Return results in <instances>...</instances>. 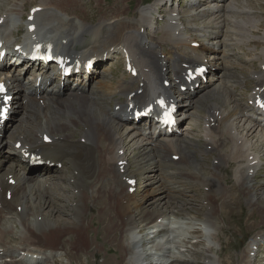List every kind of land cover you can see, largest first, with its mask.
I'll use <instances>...</instances> for the list:
<instances>
[{"label":"bare ground","instance_id":"obj_1","mask_svg":"<svg viewBox=\"0 0 264 264\" xmlns=\"http://www.w3.org/2000/svg\"><path fill=\"white\" fill-rule=\"evenodd\" d=\"M14 1L9 3V0H0V21H3L0 26V39L4 41L5 46H10L22 29L27 31L29 25L35 24L37 26L35 34L38 38L50 39L52 43L57 44L58 52L69 49L67 55L74 59L87 60L105 54L112 58L119 47L125 46L138 63L140 74L137 78L130 74L122 75L117 82L113 81L116 83H112L104 78L103 73L92 88L88 87L91 89L89 91L84 87L83 91L86 92L82 93V88L76 85L66 90L68 91L66 100L61 98L60 88L56 87V93L47 90V81L44 77L39 86L40 94H44L41 95L43 100L41 102L29 95L38 91L37 76L30 78V81H34L29 86L31 91L27 93L28 85L20 82V74L23 72L21 67H18V74L14 75L11 71L15 69L9 70L11 73L9 76H4V70L0 69V85L3 84L15 95L14 118L23 111L22 117L16 119L21 122V128H15L8 134V139L13 140V145H10L9 141L5 142L8 133L7 124L5 125L4 133H7L5 138L0 140V170L8 159L13 158L27 175L26 178L17 176L19 170L14 165L2 174L0 171V264H57L60 257L67 259L68 264H73L74 258L69 255L73 250L86 246L93 247V244L97 243L106 253L113 249L109 247L110 245L116 243L119 245L117 248L119 255H115L116 264H154L153 262L159 264L158 259L164 260L161 264L184 263L186 261L184 256L187 254L183 253V249L185 250L186 245L191 242V235L197 234L202 226L205 228L209 226L214 228L215 232L207 231L208 236L211 240L215 237L220 244L222 238L220 233L225 230L223 225L218 226L217 222H220L221 218V222H224V218L230 212L238 211L241 214L239 208L242 201L250 210V218L259 215L260 221L259 231L252 235L248 247L241 251L237 264H256L258 256L254 247L259 245L260 248L264 244V177L262 178L264 130L245 117L247 106L238 103L234 89L226 85V82L232 79L225 76V81L216 85L219 77L213 78L215 84L213 90L199 96L200 101L206 96L211 97V94L219 99L215 100L219 103L207 108L203 126V137L206 138V142L203 140V144H198L199 148H194L188 143L177 147L172 139L156 137V132L152 131L149 124H144L146 128L143 129L134 121L130 123L124 121L127 113L126 101L132 94L133 101L145 106L151 102V93L156 89H163L164 81H170L160 66L164 61L169 63L171 60L168 53L164 52L166 46L184 52L192 48L194 43H199L195 54H198V62L206 66L210 74L217 73L218 70L231 69V63L228 61L229 51L226 50L231 38L233 37L237 45L249 43L250 39L256 36L254 32L260 28L262 18H256V14L254 17V9L247 6L251 0H229L231 2L225 5L223 4L228 2L227 0H218L219 5L213 0V3L206 6L202 5V2L207 0H197L198 3L189 4L190 18L187 19H183L180 9L173 7L174 0H150L145 5L140 3L132 13L129 12V8H120L122 15L103 17L96 24H87L83 19L77 22L66 16L67 14L61 12L64 9L63 0H41L39 5L32 7L31 10L36 8L43 10L35 14L34 22L27 23L31 10L26 13L24 7L32 0ZM122 1L127 6L131 2ZM114 13L120 14L117 11ZM17 17L19 22L16 21ZM20 22L25 27H21ZM42 33L50 36L42 37ZM23 34L20 45L31 38L27 32ZM237 35L243 38L237 39ZM62 41H67L66 47L60 45ZM261 42L263 47L253 58L260 67L264 65V35ZM146 46L148 50L145 49ZM207 53L211 56L207 57ZM159 55L165 56V60L159 59ZM183 58L193 60L191 57ZM5 66L7 67V64ZM37 68L41 72L48 71ZM31 69L32 65L28 66L26 71ZM247 72V81H254L255 86H264V74L256 72L255 69H249ZM225 75L232 76V72ZM95 78L94 75L90 82L92 83ZM142 83L144 86L141 88ZM42 85H45V88ZM139 90L142 92L139 93ZM168 91L175 95L176 84H172ZM262 96L264 97V92ZM193 98L195 97L187 93L186 98L177 100L180 101L178 116L181 119L194 118L195 113L191 110L199 104V100ZM117 106L120 108L115 111ZM192 130L193 127L188 126L182 129L181 133L185 134L187 131L188 136ZM133 131L135 132L129 137ZM47 139L50 143L46 142ZM133 141L134 157L130 160L127 146ZM17 144L21 145L19 149L16 147ZM156 144L159 148L157 154L155 153L153 157L150 155L144 157L143 155L151 150L148 145ZM6 146H9V149H6ZM198 149L201 150V160L197 156ZM23 150L24 155L30 152L44 154L52 162L62 163L61 169L67 167L65 163L68 161L73 174L68 173L70 175L68 177L63 174L56 179L47 175L45 179L52 184L49 187L47 180H37L32 176V171L38 168L25 162ZM175 151L181 152V160H173L174 156L180 157L176 155L179 152ZM168 152H175L172 153V158L167 156ZM138 155L141 157L140 162L136 158ZM211 156H216L214 158L217 163H214L212 172L207 173L205 166ZM194 164L197 167H193ZM231 165H234L232 172L225 171ZM166 167L173 170L164 174L168 176L167 184L164 183L161 190L153 191L155 195L158 193L163 195L153 200H149V195L140 201L134 200L129 192L130 188H133L130 185L131 180H135L137 184L133 169L141 173L154 168L161 173ZM66 181L73 185L72 193L64 184ZM13 182L15 184L11 186ZM185 186L190 190L203 191L204 204L201 206L204 208L206 206L208 211L205 214L206 220L201 223L200 228L198 227L200 224L197 223L198 216L193 212L194 207H190V212H186L192 214V217L187 214L184 220L182 218L185 221L182 224L185 223V231L190 236L179 234L173 224L174 219L171 220L172 216H168V214L175 216L173 209H179L176 211L177 215L184 211L178 204L176 206L177 202H169L168 198L183 199L185 194L178 191ZM74 189H78V193L74 192ZM64 192L68 195L65 196ZM8 196H11L10 200ZM63 196L73 204L74 201H78L76 210H69L68 205L59 204L62 203L60 199L64 198ZM189 200L196 202L194 197ZM131 201L133 203H130ZM153 206H162L164 209L142 214V226L138 227L137 216L140 209L147 207L149 211ZM66 216H70L69 219L65 218ZM13 219H18L19 226L22 227L19 234L16 233L18 226ZM4 220L6 221L3 222ZM121 233H124L123 238L120 236ZM161 235H164V242L149 243ZM173 235L181 238L182 242L175 240ZM152 243L153 246L149 251L146 250V253L139 252V249L136 255L135 252L131 257H123L125 251L132 249L131 244L141 245L145 249ZM200 243L202 241H198V244ZM101 251L97 248L91 253V258H96ZM263 251L264 248L261 253ZM186 252L197 255L188 248ZM217 255L222 259L220 264H225L223 261L225 255L220 252Z\"/></svg>","mask_w":264,"mask_h":264},{"label":"rangeland","instance_id":"obj_2","mask_svg":"<svg viewBox=\"0 0 264 264\" xmlns=\"http://www.w3.org/2000/svg\"><path fill=\"white\" fill-rule=\"evenodd\" d=\"M40 1L41 0L29 1L28 3L25 4L24 11L27 13L32 7L39 5ZM148 1L149 0H131L130 5L127 6V5L124 4V2L122 0H63L62 3L64 4V9L61 12L64 13L65 15L67 14L66 16L72 17L77 22H79L78 21L79 19H83L85 21V23H87V24H92V23L96 24L103 17L113 16V15H117V16L122 15L123 13L121 14V12H120L121 9L120 8H123V9H128L129 8L128 9L129 12L132 13L133 10L135 9V7H137L140 3H143V5H145V4L148 3ZM176 1L180 5H182V4L186 5L187 4L185 0H176ZM214 1L216 2V4H218V5L220 4V3H218L219 2L218 0H214ZM14 2H15L14 0H9V3H14ZM230 2L231 1H228V2L224 3L223 5H225L227 3H230ZM250 2H252V3H250ZM248 3L249 4H247V6L249 8H251L252 10L254 9L253 10V16L255 17V14H256V18H262L263 19V20L261 19L260 28L256 32H254L255 33L254 35H256V36L251 38L250 39L251 41L249 43L245 42V43L239 44V45L236 44L237 42L232 37L231 38L232 40L229 41V43H228L230 45H228L226 47L227 49L225 48L226 50L229 51L228 61H230V63H231V69L218 70L217 73L211 74V75L215 76L214 79H217L219 77L217 79V81L215 82L216 85H219L221 81L223 83L225 81V78H226L225 76H227L228 79H232L230 81H227L226 85L229 86V88L234 89V95H235V97L237 99V102L242 104V105H247V104H243V102L241 100V97L246 96L248 98L249 94H250V91L254 88V87L252 89L250 88L251 90L249 89L250 90V91H248L249 93H246L247 92V88L243 87L242 85L244 83V86H246L245 84L247 82H249V81H247L248 80V72L247 71L249 69L258 68L259 63L257 61H254L253 58H254L255 54H257V53L259 54L260 53L261 48L263 47V44H262L263 42H261V37L264 35V33H263V31H264V0H251V1H248ZM180 5H179V8L177 10L180 9V11H182L181 14H182L183 19L190 18L189 17L190 16L189 5H188V8L187 7L182 8V7H180ZM202 5H206V4L204 2H202ZM3 6L5 7L6 5L3 4ZM187 10H188V14H186ZM114 11H117L120 14H115ZM121 17L122 18H124V17L128 18L129 16H121ZM17 19H18V17H17ZM16 21L19 22V19L16 20ZM19 24H20L21 27L24 26L23 23H21V22ZM87 26H90V25H87ZM240 37L243 38L242 36H240V35L238 36L237 35V39H240ZM240 45H242V46H240ZM240 60H241V63H240ZM237 61L240 63V65H239V63ZM235 64H237L238 66L237 65L235 66ZM109 66H110V64H108L103 69L99 68V71H98V73H99L98 76L99 77L97 75H95L96 78L93 80L92 83L91 82L90 83L94 85L98 78L101 79V76H102L103 73H105L104 78L106 80L111 81L112 83H116L118 81L116 78H118L120 75L123 74L122 73V71H123L122 64H121V62L116 63L115 66H114L116 72H112V73H109L107 75L108 70H110L108 68ZM232 66H234V67H232ZM239 69H240V71H239ZM13 72H17L15 74H18V69L14 70ZM225 72L227 74L232 72V76L231 75H229V76L225 75L226 74ZM218 74H220V75L217 76ZM27 76L29 78L31 77V75H27ZM110 78L113 79V80L116 79L115 80L116 82H113ZM220 78H224V79L220 80ZM239 80H240V82H239ZM249 80H251V79H249ZM24 81L26 83L27 81H30V79L29 80H24ZM84 87H86V86H84ZM87 87H91V85H89ZM240 87H243V90L241 92L239 90L237 92L238 93V95H237L235 93V91L240 89ZM89 90H91V89L90 88L86 89V91H89ZM207 91L209 92L210 90H207ZM207 91L201 93L197 97L194 96L195 98H193V99L197 100V98H198V100H199V96L201 97V95H203L204 93H207ZM244 91H246V92H244ZM65 95H62V97L61 96L60 97L63 100H66L65 99L66 98ZM216 95L219 96V94H216ZM78 96H82V95H78ZM246 97H244V102H245V98ZM215 100H219V99H218V97L214 98L212 96V94H211V97L210 96H206V98L202 99V101L199 100V104L194 109L191 110V111H193V113H195L194 118L187 119L188 122L187 123H183V124H185L184 128H186L188 126L193 127L192 132L190 134H188V136H186L187 131H185L184 135L179 136V138L177 137L176 140L174 139L173 143L175 144V146H177V147H179V145L184 146L185 143H188L189 145L193 146L194 148H199L200 147L199 145H201L204 142H206V138L203 137L204 118L206 116L208 106H212V105H215V104L219 103V101H215ZM75 102H77V101H75ZM23 106H24V104H23ZM14 115H15V113H14ZM22 115H23V111L20 114H17V116H15L16 118L12 117L10 122L7 124L8 125L7 126V128H8L7 132L8 133H7V137L5 138V142L9 141L8 143L10 145L11 144L13 145V140L8 139V134L12 133L15 130V128L16 129H20L21 128V125H22L21 122L16 120V119L22 117ZM185 119L186 118H182L181 120L184 121ZM134 132L135 131L130 133L129 137H131V135ZM15 136H17V133L15 134ZM151 136H152V134H151ZM203 140H204V142H203ZM133 143H134V141L130 142L129 146H127V149L129 148L128 149V158L130 160L133 159V157H134ZM148 146H149L148 148H150L151 150H150V152H148L147 154H145L143 156L146 157V156L150 155V156L153 157L155 153L157 154V152L159 151L158 150L159 148H157V144L153 145V146L152 145H148ZM8 147L9 146H6V149H9ZM154 150H156V151H154ZM198 150H199V152L197 153V156H198V159L201 160L202 159L201 158V153H200L201 150L200 149H198ZM4 151L7 152L6 150H4ZM24 151L25 150H23L22 152H24ZM175 152L176 153L179 152L176 155H180L179 160H181V158H182V155L180 154L181 152L180 151H175ZM175 152H170V153L168 152L169 154H167V156L169 155L168 157L172 158V153H175ZM141 154H143V152ZM3 155H5V154L3 153ZM15 155H16V151H14L13 157H15ZM140 155H138L136 157L138 162L141 161V157H139ZM129 156H132V157H129ZM214 157H216V156L209 157V162L205 166V171L206 172L208 171L207 173L212 172L213 167H214L213 166L214 163H217V160ZM196 161H197V159H196ZM65 164H66L67 167L65 166L66 168H64V169L54 170L52 167H44L45 169L41 168V171H42V173H45V176L50 174L49 176H53L55 179L57 178V176H60V175H63V174L64 175L66 174L67 177H68V176H70L69 174H71V175L73 174V169L70 166V164L68 163V161H66ZM13 165L15 166L16 169L19 170V172L17 173V176L19 175V176H22V177L26 178L27 175L24 172L23 168L19 167L18 164L15 162V160L13 158H10V159L7 160V163L3 166V169L1 170V174L4 173V171H6L10 166H13ZM193 167H197L196 164H194ZM259 167L261 169V166H259ZM166 168L161 173H159L154 168H151L150 170H147L145 172L142 171L141 173L139 171L133 169V175H136V178H137V184L133 188L134 191L131 193L133 195L134 200L140 201L141 199H143L147 195H149V197H148L149 200L157 199L158 197L162 196L163 193H158V194L155 195V194H153V191L161 190L162 188H164V183L167 184L166 182L168 180V176H166L164 174L172 172L173 170L170 169L169 167H166ZM233 168H234V165H231V167H229L225 171L232 172ZM222 170H223V168L221 167V171ZM257 171H259V169ZM37 173L39 174V169H35V170L32 171V176H34L35 179L37 178V180H42V181L43 180H47L48 181L47 186L49 185V187H50V185H52L51 181H49L48 179L44 178L45 176L40 177V176H42L41 175L42 173H40L39 175H36ZM249 175H250V173H249ZM263 177H264V175L262 176V178ZM14 184H15V182L13 184L11 183V186H14ZM64 184H66L67 188L70 189L69 190L70 193H72V189H73L72 186L73 185L70 182H67V181H66V183L64 182ZM74 190H75L74 192L78 193V191H77L78 189L77 190L74 189ZM180 191H181L182 194H185V197L183 196V199L179 200L177 198H168V201L169 202H177L176 206L178 204L180 209L184 210V211L181 214L177 215L176 211H178L179 209H173V211L175 212L174 213L175 216L171 215V214H168V216H172L171 220L174 219L173 224L177 228L176 231L179 234H182V235H186L187 234V236H190V234H188L187 231H185V228H184L185 223L182 224V222H185L183 220H184L185 217H187V214H188V216L192 217V214H189V213H186V212H188V211L190 212V210H191L190 207H194V209H193L194 211L193 212L196 213V215L198 216V220H197L198 222L197 223L200 224V225H198V227L200 228L201 227V223L206 220V215L205 214H207L208 211H207L206 206H205V208L201 206L202 203L204 204V202H203L204 194L202 193L203 191L201 189L190 190V188L187 189V187L185 186V187L179 188L178 192H180ZM64 195L67 196L68 195L67 192H64ZM191 197H194L196 202H190L189 199ZM60 200H61L62 203H59V204L68 205V209L69 210H73L74 211V210H76V207L78 206V201H74V204H73V202H70L65 197L60 199ZM188 200H189V202H188L189 204L187 203ZM130 203H133V202L131 201ZM160 203H162V202H160ZM192 203H194V205ZM163 209L164 208H162V206H155V207L153 206L148 211L147 207H143V209H140L139 216H137V226L138 227L142 226V224H141L142 214L146 215V214H149L151 211H154V210L155 211H161ZM239 209L242 211L241 214L238 211L230 212L224 218V222L222 221L223 223L221 222L222 218H221V220H219L220 222H217V225L218 226H222L223 225V230H225L222 233H220V235H221L220 237H222L221 238V242H220L221 246H220L218 240L215 237H212V238H214L213 239L214 241H213V240H211V238L207 234V231L215 232L214 228L209 227V226H208L209 228L208 227L205 228V227L202 226L201 229H199V232L197 234L195 233V235L194 234L191 235V239H190L191 242L188 245H186L185 250L183 249V251H184L183 253L187 254V255L184 256V259H186V261H184V263L181 262L179 264H220V261L222 259H219V255H217L218 252L223 253V255H225L224 256V260H223L225 262V264H237L238 260L240 259L241 251H243L246 247H248L247 245H249V243H250L249 240L251 239V237H253L259 231L258 230V225H259V221H260L259 215H256L253 218H250V210L244 204V201H242L241 208H239ZM203 212H205V213H203ZM69 217L70 216H66L65 218L69 219ZM182 218H183V220H182ZM217 218H218V216H217ZM249 219H250V221H249ZM13 220H14V223L16 224V226H18V229L16 230V233L19 234L22 227L19 226L18 219H13ZM200 220H202V221L200 222ZM5 221L6 220H4L3 222H5ZM240 221H242V223ZM123 235H124V233H121L120 236L123 238L124 237ZM167 235L169 236L168 233H167ZM91 238H92V236H91ZM173 238H175V240H177L179 242H182V239L178 238L175 235H173ZM163 239H164V235H161L160 237L155 239V241L151 240L149 243L154 242L156 244V243H159V242H164ZM99 240L102 241L101 238H99ZM127 240H128V238H127ZM223 240H225V241H223ZM198 241H202V243L198 244ZM223 243H224V246H222ZM152 246H153V243L149 244L144 249V247L142 248L141 245L131 244V248L132 249H130V251H125L123 253V257H125V258L131 257L132 253H135V252H136L135 253V255H136L138 253L137 251L139 249H140L139 252H144L145 251V253H146L147 251L150 250V248ZM96 247L101 249L102 251H101V253L99 255L96 256V258H93V257L91 258L90 255H91V253L96 251V249H97ZM109 247H112L113 249L109 250L107 252L108 254L105 252L104 248L103 247H99V244L97 243V245L93 244V247L92 246L91 247L86 246L85 248H82V249L80 248L79 250L75 249L69 255L74 258V260H73L74 263L73 264H104L105 262L107 264H116V262H117L116 256L119 255V253L117 251V248H119V245L116 243L115 245H110ZM258 247H259V245L257 247H254V251L257 252V256H258V259H256V261H257L256 264H259V263L264 264V251L261 253L262 249L264 248V244H263L262 247H260V248H258ZM187 248L189 250H192L193 253H197V255H194V254H191V253L188 254V252H186ZM83 250H84V252H83ZM226 254H227L228 257L226 256ZM228 254L231 255L232 257L229 256ZM69 255H68V257L70 259ZM140 255H141V253H140ZM252 256H254V254H252ZM62 259H64V260L62 261ZM158 261H159V264H161L164 260L163 259H158ZM66 263L68 264L67 259H65L64 257H60V259H59L57 264H66ZM153 263L155 264L157 262H153Z\"/></svg>","mask_w":264,"mask_h":264},{"label":"snow or ice","instance_id":"obj_3","mask_svg":"<svg viewBox=\"0 0 264 264\" xmlns=\"http://www.w3.org/2000/svg\"><path fill=\"white\" fill-rule=\"evenodd\" d=\"M0 91H3L2 86H0ZM261 106L264 107V104H262Z\"/></svg>","mask_w":264,"mask_h":264}]
</instances>
